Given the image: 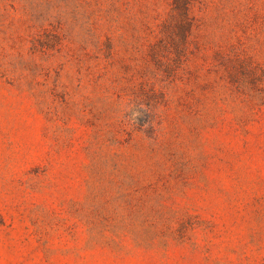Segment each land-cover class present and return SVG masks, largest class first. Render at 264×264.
Masks as SVG:
<instances>
[{
    "label": "rangeland",
    "instance_id": "obj_1",
    "mask_svg": "<svg viewBox=\"0 0 264 264\" xmlns=\"http://www.w3.org/2000/svg\"><path fill=\"white\" fill-rule=\"evenodd\" d=\"M0 264H264V0H0Z\"/></svg>",
    "mask_w": 264,
    "mask_h": 264
}]
</instances>
